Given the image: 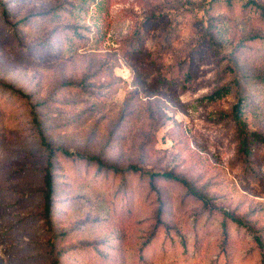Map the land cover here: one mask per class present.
I'll return each mask as SVG.
<instances>
[{
    "label": "rangeland",
    "instance_id": "rangeland-1",
    "mask_svg": "<svg viewBox=\"0 0 264 264\" xmlns=\"http://www.w3.org/2000/svg\"><path fill=\"white\" fill-rule=\"evenodd\" d=\"M34 117L55 148L182 181L59 156L47 222ZM262 138L264 0H0V264H264Z\"/></svg>",
    "mask_w": 264,
    "mask_h": 264
},
{
    "label": "trees",
    "instance_id": "trees-1",
    "mask_svg": "<svg viewBox=\"0 0 264 264\" xmlns=\"http://www.w3.org/2000/svg\"><path fill=\"white\" fill-rule=\"evenodd\" d=\"M52 22L53 19L52 18H43V20H39L38 21V25L42 24L43 22ZM25 22V21H22ZM69 86L71 87H77V85H73V84H69ZM8 89H10V93L13 97H23L26 96L22 91L17 90L16 88H14L11 85H7L6 86ZM215 95V94H214ZM214 97V96H213ZM34 123L35 125L38 127L39 129V134H40V138H41V142L43 144V146L47 149L48 151V158H47V162H46V170H45V175L43 178V183H44V218L47 222H50V218L53 216V206H54V197L56 195V188H55V178H54V173H53V166H54V162L53 160L56 157L59 156H64L65 158L68 159H72V161L74 160H84L86 161L88 164L89 162H95L96 164H98V167L101 170H106V171H110V173L113 174V177L115 179H120L122 180L124 183L128 182V176L129 175H134V176H140V177H148V184L150 185L151 189L156 190V186H155V181L158 179H164L167 181H171V182H181L182 180H180V178H178V176H175L172 173L169 172H163V173H147L144 172L143 170H141L138 166L136 165H131L128 168H126L125 170H119L117 168L114 167H108L105 166V164L103 163V161L99 158V157H94V158H85L84 156H81L79 154H74L73 152H70L68 150L62 149V148H55L53 147V145L48 141V139L46 138V136L44 135L43 131L40 128V123L37 120L36 117H34ZM257 139H259L260 137H256ZM261 141L264 143V138L261 139ZM249 146V141L244 139L242 141V150H247ZM80 156V157H79ZM85 164V162H83ZM109 174L105 173L103 179H106L108 177ZM183 183V182H182ZM185 183V182H184ZM163 202H160V206L157 210V223L158 221H161V214L163 213ZM234 221L238 222V219L236 218H232ZM58 255H53V263L52 264H60L59 263V258L57 257Z\"/></svg>",
    "mask_w": 264,
    "mask_h": 264
}]
</instances>
